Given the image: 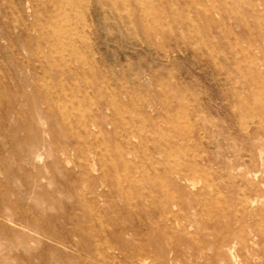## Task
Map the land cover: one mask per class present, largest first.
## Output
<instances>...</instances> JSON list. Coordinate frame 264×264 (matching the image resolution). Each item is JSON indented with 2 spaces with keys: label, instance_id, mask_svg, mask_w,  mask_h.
<instances>
[{
  "label": "rangeland",
  "instance_id": "obj_1",
  "mask_svg": "<svg viewBox=\"0 0 264 264\" xmlns=\"http://www.w3.org/2000/svg\"><path fill=\"white\" fill-rule=\"evenodd\" d=\"M0 264H264V0H0Z\"/></svg>",
  "mask_w": 264,
  "mask_h": 264
},
{
  "label": "bare ground",
  "instance_id": "obj_2",
  "mask_svg": "<svg viewBox=\"0 0 264 264\" xmlns=\"http://www.w3.org/2000/svg\"><path fill=\"white\" fill-rule=\"evenodd\" d=\"M206 204V203H205Z\"/></svg>",
  "mask_w": 264,
  "mask_h": 264
}]
</instances>
